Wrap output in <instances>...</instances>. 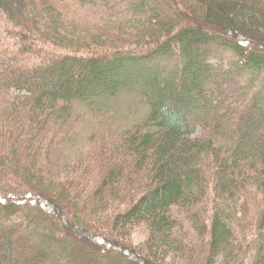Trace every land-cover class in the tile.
Returning <instances> with one entry per match:
<instances>
[{
	"label": "trees",
	"instance_id": "trees-1",
	"mask_svg": "<svg viewBox=\"0 0 264 264\" xmlns=\"http://www.w3.org/2000/svg\"><path fill=\"white\" fill-rule=\"evenodd\" d=\"M0 178V264H264V0H0Z\"/></svg>",
	"mask_w": 264,
	"mask_h": 264
},
{
	"label": "rangeland",
	"instance_id": "rangeland-1",
	"mask_svg": "<svg viewBox=\"0 0 264 264\" xmlns=\"http://www.w3.org/2000/svg\"><path fill=\"white\" fill-rule=\"evenodd\" d=\"M119 104L117 106V109L119 110V114L121 115L120 117L122 119H127L128 117H132V118H140V116L145 115V112L142 111V109H139V111L137 112V107H133V101H131V99H126L123 100L122 102L116 103ZM112 113H110L109 115H111ZM141 114V115H138ZM6 181H2L0 178V192H3L6 189ZM3 223L0 222V225H2ZM149 236V231L147 229H138L135 231V233L133 234V236H131V238H129V240L135 244V246H137L138 248H143L147 242ZM52 251V249H51ZM19 256H23L21 254V252H16V257Z\"/></svg>",
	"mask_w": 264,
	"mask_h": 264
}]
</instances>
